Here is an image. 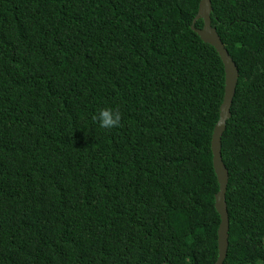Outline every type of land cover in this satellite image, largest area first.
<instances>
[{
    "label": "trees",
    "instance_id": "obj_1",
    "mask_svg": "<svg viewBox=\"0 0 264 264\" xmlns=\"http://www.w3.org/2000/svg\"><path fill=\"white\" fill-rule=\"evenodd\" d=\"M200 2L0 0V264L217 262L225 68ZM212 8L239 71L224 264H264V0Z\"/></svg>",
    "mask_w": 264,
    "mask_h": 264
},
{
    "label": "water",
    "instance_id": "obj_2",
    "mask_svg": "<svg viewBox=\"0 0 264 264\" xmlns=\"http://www.w3.org/2000/svg\"><path fill=\"white\" fill-rule=\"evenodd\" d=\"M212 11V0H201L192 30L198 34L205 44L212 46L217 51L225 68V97L221 106L220 120L212 138L213 164L220 186L219 193L216 195V210L221 217V225L218 231L219 258L215 264H224L228 256L230 222L226 203L229 172L223 162L222 137L226 130L227 122L231 119V108L239 81V71L225 48L217 29L212 25ZM200 20L204 22V27L201 30L195 28L196 23Z\"/></svg>",
    "mask_w": 264,
    "mask_h": 264
},
{
    "label": "clouds",
    "instance_id": "obj_3",
    "mask_svg": "<svg viewBox=\"0 0 264 264\" xmlns=\"http://www.w3.org/2000/svg\"><path fill=\"white\" fill-rule=\"evenodd\" d=\"M121 114L118 110L113 108H103L93 116V120L96 121L100 128L105 130H112L120 126Z\"/></svg>",
    "mask_w": 264,
    "mask_h": 264
}]
</instances>
